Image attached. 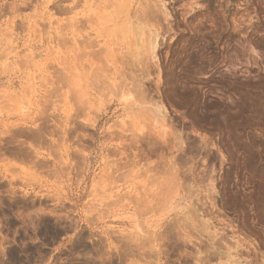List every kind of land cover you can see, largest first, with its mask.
<instances>
[{
  "label": "rangeland",
  "instance_id": "rangeland-1",
  "mask_svg": "<svg viewBox=\"0 0 264 264\" xmlns=\"http://www.w3.org/2000/svg\"><path fill=\"white\" fill-rule=\"evenodd\" d=\"M0 264H264V0H0Z\"/></svg>",
  "mask_w": 264,
  "mask_h": 264
},
{
  "label": "bare ground",
  "instance_id": "bare-ground-1",
  "mask_svg": "<svg viewBox=\"0 0 264 264\" xmlns=\"http://www.w3.org/2000/svg\"><path fill=\"white\" fill-rule=\"evenodd\" d=\"M99 6H100V5H99ZM100 8H101V6H100ZM86 41H87V40H86ZM87 42H88V41H87ZM89 43H90V42H89ZM89 43H87L86 47L89 46L88 48H92V47L90 46L92 43H90V45H88ZM91 52L94 53L93 51H91ZM85 54H86V53H85ZM88 54H89V53H88ZM96 54H99V52L96 53ZM89 55H90V54H89ZM100 70H101V69H100ZM91 71H92V70H91ZM100 72H101V71H100ZM91 73H92V72H91ZM93 73H94V72H93ZM93 73H92V74H93ZM122 73H123V72H122ZM96 74H98V73H96ZM93 75H94V74H93ZM98 75H99V74H98ZM100 75H101V74H100ZM100 75H99V76H100ZM96 78H97V77H96ZM94 79H95V77H94ZM113 82H114V81H113ZM123 82H124V81H123ZM107 87H108V85H107ZM115 88H116V86H115ZM104 89H105V88H104ZM108 89H109V88H108ZM116 89H118V88H116ZM121 89H122V88H121ZM118 90H119V89H118ZM122 90H124V89H122ZM123 92H124V91H123ZM128 92H129V91H128ZM128 92H127V93H128ZM125 93H126V92H125ZM127 93H126V94H127ZM120 100H121V99H120ZM120 100H119V101H120ZM122 100H123V99H122ZM43 125H44V124H43ZM41 126H42V125H41ZM93 126H94V125H93ZM43 127H44V126H43ZM40 128H41V127H40ZM44 129H45V128H44ZM44 129H43V130H44ZM47 129H48V128H47ZM39 130H41V129H39ZM43 130H41V131H43ZM45 130H46V129H45ZM45 130H44L43 132H41V131H38V128H37V132L35 131V133H34L33 135H31L30 138H28V139H32L33 141H40L42 138L45 137V136H44V132H45ZM48 130H49V129H48ZM48 130H47V134H48ZM52 132H54V131L51 130V131L49 132V134H52ZM20 134H21L20 132H19L18 135L16 134V137H17V136L20 137ZM45 134H46V133H45ZM22 135L24 136V134H22ZM43 136H44V137H43ZM46 136H47V135H46ZM16 137L14 136V140L17 142ZM12 139H13V138H12ZM14 140H13V141H14ZM13 143H14V142H13ZM9 144H11V143H8V145H9ZM20 144H26V143L22 142V143H20ZM20 144L17 143V145L21 146V148H22V145H20ZM148 144H149V143H148ZM11 146H12V145H11ZM19 146H18V148H19ZM14 147H16V146H14ZM24 147H25V146H24ZM16 148H17V147H16ZM25 149H26V148H25ZM154 149H155V148H154ZM11 150H12V149H11ZM15 150H16V149H15ZM20 150H21V149H20ZM22 150H23V148H22ZM23 151H24V150H23ZM15 152H16V151H15ZM16 153H17V152H16ZM18 153H19V152H18ZM21 153H22V151H21ZM21 153H20V154H21ZM27 153H28V152H27ZM20 154H19V155H20ZM22 154H23V153H22ZM176 222H177V221H176ZM172 224H173V223H172ZM175 226H176V225H175ZM180 226H181V225H180ZM171 227H172V226H171ZM175 228H176V227H175ZM178 229H179V227H178ZM178 229H177V230H178ZM177 230H175V232H177ZM181 230H182V229H181ZM179 231H180V230H179ZM180 233H183V232H180ZM169 234H170V233H169ZM169 234H168V235H169ZM172 236H173V235H172ZM179 237H180V236H179ZM172 238H173V237H172ZM184 238H185V237H184ZM167 239H168V238H167ZM176 239H177V236H176ZM179 239H180V238H179ZM186 239H187V238H186ZM170 240H171V239H170ZM170 240H169V241H170ZM181 240H182V239H181ZM183 240H185V239H183ZM179 241H180V240H179ZM172 242H173V241H172ZM177 242H178V241H177ZM183 242H184V241H183ZM170 243H171V242H170ZM170 243H169V245H170ZM181 243H182V242H181ZM185 244H186V240H185ZM187 244H189V243H187ZM175 245H176V244H175ZM179 245H180V244H179ZM182 245H183V244H182ZM173 246H174V245H173ZM184 246H185V245H184ZM176 247H177V246H176ZM176 247H175V248H176ZM179 247H180V246H179ZM185 247H186V246H185ZM212 247H213V246H212ZM180 248H181V247H180ZM181 249H182V248H181ZM217 249H218V248H217ZM217 249H216V250H217ZM131 250H132V249H131ZM178 251H179V250H178ZM207 251H208V250H207ZM213 251H214V250H213ZM166 254H167V253H166ZM208 254H210V253H208ZM184 255H185V254H184ZM206 255H207V254H206ZM188 256H189V255H188ZM183 257H184V256H183ZM185 257L187 258V256H185ZM208 257H209V256H208ZM216 259H217V258H216ZM205 261H206V260H205ZM206 263H207V262H206Z\"/></svg>",
  "mask_w": 264,
  "mask_h": 264
}]
</instances>
